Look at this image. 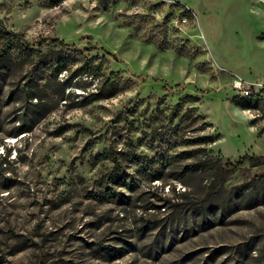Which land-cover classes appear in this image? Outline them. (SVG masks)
I'll return each instance as SVG.
<instances>
[{
	"label": "rangeland",
	"instance_id": "rangeland-1",
	"mask_svg": "<svg viewBox=\"0 0 264 264\" xmlns=\"http://www.w3.org/2000/svg\"><path fill=\"white\" fill-rule=\"evenodd\" d=\"M47 1L0 0V264H264V0ZM216 133L223 207L168 213L205 196L178 153Z\"/></svg>",
	"mask_w": 264,
	"mask_h": 264
},
{
	"label": "trees",
	"instance_id": "trees-1",
	"mask_svg": "<svg viewBox=\"0 0 264 264\" xmlns=\"http://www.w3.org/2000/svg\"><path fill=\"white\" fill-rule=\"evenodd\" d=\"M62 0H48L46 4L48 5H54L57 4L58 2H60ZM120 0H99L100 5L103 7L104 10H108L111 6L116 5ZM188 12H191L190 9L188 10ZM187 12V13H188ZM187 13H183V16H185ZM185 14V15H184ZM187 18V17H186ZM130 24V22H129ZM155 27L164 35H166V33L168 32V28L166 27L165 23H162L160 25H155ZM134 30L136 31V27L134 28ZM56 39H54L55 41ZM165 39L162 40V43H160V45L158 46L159 48L164 47L163 42L165 43L166 41H164ZM175 50L180 53V54H186L189 55L191 54L189 50H187L183 45H178L177 47H175ZM65 65H62L61 68L58 67V71L60 69H66L65 67H63ZM82 74H90L91 77H96L98 79V76L100 75L99 71H96V69H94L93 65H90V61L89 60H85L83 61L79 66H77L72 73L70 74L71 77H80ZM98 82H102L100 79H98ZM264 89L261 88V91ZM261 91L256 93V94H251L248 97H246V99L244 101H242L241 106L243 108H258L259 106V102L262 99V95H261ZM81 94V93H79ZM96 95L98 96L97 92H91V93H87L85 95H81L83 97H88V96H93ZM188 98H193L190 96H187ZM192 100H195L194 98ZM206 125H209V123L205 122ZM219 137V135L216 134H203L200 136H196L193 137L191 139H189L190 144L195 145L197 147L194 148H190V149H183L181 150L178 155L179 157L182 158V160H187L188 158H195L190 160L188 163H185L182 167H180V171H181V176H177L174 177L176 178L178 181L182 182L183 184H186L184 182V177H182L186 172H201L202 170L205 169L206 165L211 164V168L215 170V179H213V181H211L208 186L207 185H202L203 188H205L206 186V193L204 194L205 196L202 197L201 201H199L198 203L196 202V200H194V192L187 190L186 188H184L183 190H179L177 189L175 191V186H172L171 188V192L173 194H176L175 197L177 199V201L171 200L167 197H163L162 200V204L164 209L167 208V212L168 213H172L177 209H185L188 210L189 212L196 214L198 216L204 217L206 214L213 213L219 209H221L223 206L219 205L220 204V198L217 197V199L213 200V201H209V198L211 196H217L216 194L219 191H225L223 182L226 178V173L223 169H221V167H214L212 158L210 157V155L208 154V151L206 149V145L214 142L217 138ZM203 145V146H201ZM200 152L201 155H199L198 153ZM244 158H249L251 160L257 159V157L255 156H249V155H243L241 156L235 163H232L233 166H235L236 164H239L241 162L242 159ZM232 166V168H233ZM230 194H239L240 196H244L246 194H248V190L245 189V187L242 184L239 185H234L232 186L231 190L229 191ZM179 198V199H178ZM180 200V201H179ZM192 206H196V208H192Z\"/></svg>",
	"mask_w": 264,
	"mask_h": 264
},
{
	"label": "built area",
	"instance_id": "built-area-1",
	"mask_svg": "<svg viewBox=\"0 0 264 264\" xmlns=\"http://www.w3.org/2000/svg\"><path fill=\"white\" fill-rule=\"evenodd\" d=\"M232 86L236 88V90L239 91L242 96L248 94V89L244 87V84L241 80H234Z\"/></svg>",
	"mask_w": 264,
	"mask_h": 264
},
{
	"label": "water",
	"instance_id": "water-1",
	"mask_svg": "<svg viewBox=\"0 0 264 264\" xmlns=\"http://www.w3.org/2000/svg\"><path fill=\"white\" fill-rule=\"evenodd\" d=\"M87 37L92 38V35L90 33H86Z\"/></svg>",
	"mask_w": 264,
	"mask_h": 264
}]
</instances>
